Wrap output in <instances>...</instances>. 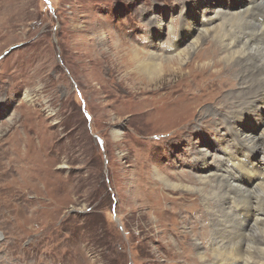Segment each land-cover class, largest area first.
Instances as JSON below:
<instances>
[{
  "label": "rangeland",
  "instance_id": "374dc122",
  "mask_svg": "<svg viewBox=\"0 0 264 264\" xmlns=\"http://www.w3.org/2000/svg\"><path fill=\"white\" fill-rule=\"evenodd\" d=\"M174 1L0 0V264L213 262L219 201L206 208L201 195L149 182L157 170L196 187L197 150L208 148V166L223 158L216 137L230 128L221 110L233 108L223 97L239 88L219 65L200 67L220 47L204 43L151 82L120 66L127 48L174 55L178 32L168 24L178 28L190 0ZM210 2L215 10L237 0Z\"/></svg>",
  "mask_w": 264,
  "mask_h": 264
},
{
  "label": "bare ground",
  "instance_id": "6f19581e",
  "mask_svg": "<svg viewBox=\"0 0 264 264\" xmlns=\"http://www.w3.org/2000/svg\"><path fill=\"white\" fill-rule=\"evenodd\" d=\"M190 1L182 8L181 26L168 24L169 34L173 36L178 32L169 46L172 50L167 49L175 52L174 55L162 58L153 52L144 57L127 48L122 50L120 66L133 65L141 80L151 82L164 70L172 71L174 67V72L179 70L193 54L197 55L196 50L204 43L206 48L217 44L220 48L216 62L206 59L200 67L208 70L212 64H217L220 68L216 73H230L231 80L237 83L239 91L223 97L228 104L233 103V108L221 110L227 112L224 119L229 118L230 131L221 129L216 137L215 143L223 156L217 165L208 166L205 162L208 148L197 150L202 170L196 178V187L181 180H170L157 170L152 178L154 182L149 183H158L169 192L181 190L201 195L206 208L213 199L219 201L217 209L211 212L214 230L213 247L207 251L208 256H212L210 264H264V130L258 138L251 134L253 127L264 123V0H246L237 9L238 1L245 0H237L232 6L219 2L222 8L217 6L218 11L210 9L213 3L210 0L209 7L205 4L208 0ZM193 14L200 20L193 19ZM150 23L156 35L165 29L160 18ZM251 98L260 103L263 108L259 112L263 114L256 110L255 101L249 102ZM216 114H212L214 120ZM223 241L225 246H222ZM199 246H194L197 259L209 263L207 254Z\"/></svg>",
  "mask_w": 264,
  "mask_h": 264
}]
</instances>
